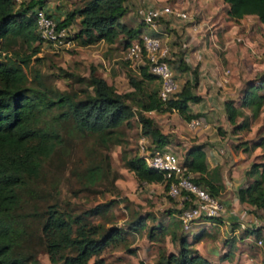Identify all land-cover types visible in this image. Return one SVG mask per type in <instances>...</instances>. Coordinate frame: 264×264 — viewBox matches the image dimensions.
<instances>
[{"label": "trees", "instance_id": "obj_1", "mask_svg": "<svg viewBox=\"0 0 264 264\" xmlns=\"http://www.w3.org/2000/svg\"><path fill=\"white\" fill-rule=\"evenodd\" d=\"M44 1L23 0L16 5L15 0H0V52L12 54L5 62L0 61V264L35 263L33 256L15 253L21 240H30L28 229L32 223L39 226L36 238L50 264H104L101 252L120 243L127 233L125 229L132 233L141 231L149 216L137 215L129 220L126 228L105 227L99 222H90V218L104 214L111 201L96 204L80 214H72L60 205L57 198L55 201L36 200L33 203L36 195L29 186L40 175L44 161L61 148L60 128L64 123L79 136L95 137L104 145L108 142L120 145L124 141L121 129L128 127L134 117L141 138L148 141V146L145 145L148 150L165 147L167 136L146 113L174 112L187 123L198 119L199 114L191 112L188 106L200 100L192 92L197 82L196 70L190 69L181 55L177 56L175 72L188 71L191 80L185 79L178 90L176 83V91L164 101L158 96L160 82L148 71L146 63L139 66L137 76L126 75L130 89L123 93H118L103 78L96 76L93 69L86 78L64 74L82 85L74 92L44 84L36 71L32 77L35 85L30 86L22 67L28 66L30 58L38 52L39 44L53 49L49 42L40 38L33 18L35 8L44 10ZM80 1L82 4L67 11L62 20L44 10L57 28L68 30L74 18H78V30L71 35L69 29L67 40H76L82 46L99 40L110 44L124 35L125 48L131 40H139V28L127 27L120 21L126 11L123 0ZM221 1L227 5L229 20L237 21L243 16L254 15L264 23V0ZM21 43L29 50L28 54L12 50ZM241 93L239 100L223 102L224 115L233 132L249 130L251 122L258 117L264 105V77L259 78L256 84L246 85ZM243 108L248 110V115L242 113L240 109ZM238 117H241L240 121H237ZM263 133L256 130L257 141L238 140L232 149L248 152L256 146L264 147ZM179 161L186 174L192 176L194 184L219 199L222 190L219 169H207L202 145L189 144ZM122 162L137 182L163 184V190L167 191L172 179L167 180L161 172L147 167L141 155H125ZM95 172L87 168L90 180ZM244 175L250 181L235 191V197L239 203L250 207L248 212L264 222V162L251 163ZM182 203V207L176 210L177 214L192 205L190 201ZM25 205L30 207V211ZM256 211H261L262 215ZM157 228L151 226L148 229L146 236L149 241H161L164 237V229L161 227L157 231ZM245 230L247 235L259 237L262 228L256 226ZM202 235H195L192 242H188L185 235L178 236L177 251L167 254L161 251L153 264H211L193 248ZM170 238L175 239L173 232ZM68 249H72L73 254H66ZM91 258L92 263L89 262Z\"/></svg>", "mask_w": 264, "mask_h": 264}, {"label": "rangeland", "instance_id": "obj_2", "mask_svg": "<svg viewBox=\"0 0 264 264\" xmlns=\"http://www.w3.org/2000/svg\"><path fill=\"white\" fill-rule=\"evenodd\" d=\"M18 3L19 0H15V4ZM81 4L80 0H45L43 8L48 14L52 16L55 14L58 20H62L67 11ZM123 5L126 11L120 18L122 23L127 27L139 28L138 38L143 34L157 36L161 44L167 48L166 60L172 67L177 90L183 81L181 78L183 73L175 72V60L179 55L183 57L184 54H188L190 41L195 36L209 48L207 53L210 57L213 55V59L221 63L222 75L228 80L232 79L235 82L238 78L243 82L256 84L259 78L264 77V34L263 38L259 39L262 41L256 40V36L262 35V28L258 27L255 29L256 33L251 32L241 37L239 33L246 31L240 32L235 26V21H232L234 24L232 28L236 32L232 31L231 36H224L223 28L226 26L224 22L229 19L225 14L227 5L221 0H123ZM141 6L157 8L168 6L175 10L179 9L178 11L186 14V18L165 16L158 19L152 28L142 23L137 15L136 10ZM49 9L57 13L50 12ZM213 16L217 17L214 19ZM253 19L250 17L246 20V28L256 24V19ZM69 29L71 35L78 30L77 17L74 18ZM124 39V35H120L113 43L107 44L99 40L87 46L71 40L68 47L58 51L39 44L38 52L30 58L28 66L22 69L30 86L35 85L32 77L36 71L44 84L68 92H74L82 85L76 83L73 77H65V73L86 78L93 69L96 76L103 78L118 93H123L130 89L126 75L137 76L139 66L143 65L142 60L127 57L126 48L123 46ZM136 40L133 39L130 43ZM225 42H229V45H225ZM12 50L22 54L29 53L22 43L20 46H14ZM11 55L10 52L6 54L0 52V61L5 62ZM35 57L38 59L35 60ZM225 70L228 72L223 73ZM233 82L229 84L232 85ZM155 84L158 85L157 82ZM240 86L234 87L232 91L228 89V94L236 95L238 98L243 88ZM236 96L233 100L237 101ZM240 110L243 114H249L245 108ZM171 114L146 113L154 120L160 132L167 136L166 148L180 160L185 149L193 141L192 133L188 130L187 122L178 115ZM240 118L238 117L237 121H240ZM69 126L67 123L61 125V148L44 161L40 175L33 185L29 186L36 195L33 196V203L36 200L55 201L57 198L66 210L72 214H80L96 204L111 201V206L104 214L90 218V222H99L105 227L126 228L129 220L137 215L149 216L141 231L132 233L125 229L127 233L120 243L110 245L101 252L100 257L104 264H153L161 251L165 254L177 251L178 236L185 235L190 242L192 235L199 231L203 233V237L193 245V248L202 256L206 257L204 255L206 254L211 258L212 264H264V225L261 226L263 230L260 231L259 237H255L253 234L247 235L246 225L241 229L238 224L233 223L229 226L237 227L238 230L232 235L228 228L223 227V217L227 214L221 210L219 216L213 218L211 222L214 226L192 225L188 232H183L176 212L181 207L179 199L170 197L167 191L163 190V184L139 183L135 180L132 173L125 168L122 157L139 154L138 142L142 136L136 118L130 119L128 127H122L124 141L120 145L109 142L104 145L95 137L79 136ZM250 126L249 130L238 132L241 137L237 140L257 141L259 136L256 130H259V134L264 132V105ZM147 142L145 139L146 146H148ZM87 168L97 171L92 175L91 180ZM25 200L28 198L25 197ZM25 208L30 211L27 205ZM256 213L262 215L261 211ZM211 219L203 221L209 222ZM151 226L164 229L165 235L161 241L151 242L147 239L146 234ZM38 229V224L30 225L28 229V232H31L30 240H21L15 253L19 256L20 254L33 256L34 264H50L48 255L37 241ZM171 232L175 235L174 240L170 238ZM245 237L248 238L243 239ZM258 240H260L259 244ZM211 247L216 249L217 257L208 256L207 251ZM66 254H73V250L68 249ZM89 262L92 263V258Z\"/></svg>", "mask_w": 264, "mask_h": 264}, {"label": "crops", "instance_id": "obj_3", "mask_svg": "<svg viewBox=\"0 0 264 264\" xmlns=\"http://www.w3.org/2000/svg\"><path fill=\"white\" fill-rule=\"evenodd\" d=\"M49 11L53 12L50 9ZM53 13H57V11ZM53 16L57 18V15L54 14ZM216 17L213 16L214 19ZM250 17L256 19V24L249 25L248 28H246V20H248ZM224 23H226V26L223 28L224 36L228 37V35L231 36L232 31L236 32L232 28L234 25L232 20H228ZM235 26L240 29V32H243V30L246 31V33H239L240 36L242 35L241 37H245L247 34H251V32L256 33L255 29L258 27L262 28V35L256 36V40L262 41L259 39L263 38L264 23H260L254 15L243 16L241 19L235 21ZM229 27L230 29H228ZM197 39V36L191 39V44L187 51L188 54L183 55L184 61L189 66V68L196 70L197 82L192 92L200 97L198 102L189 103L188 105L191 112L199 114V119L202 123L200 128L197 130L193 131L187 128L189 132L192 133L193 141H191L190 145H202L207 169L210 170L214 167H218L219 169V175L222 183V190L219 200L223 205V211H225L227 214V216L223 217V227L228 228L229 231H231V228L233 227L229 225L235 223L238 224L239 228L241 229L244 228V225H246L247 228H256V226L264 225L263 221L259 218H255L253 214L248 212L250 209L249 206L238 202L235 197V191L238 188L245 186L247 180L250 181V178H247L244 175V172L248 169L250 164L253 162H264V147L256 146L248 152H243L241 150L234 151L232 146L236 144L238 141L237 139L241 137L238 132H244L246 130L233 132L232 127L228 124L223 111V102L227 99H235L234 97L236 96H230L228 94V89L232 91L234 87L241 85L243 86L241 90L242 92L246 85H251L253 83L248 81L243 82L242 80H238V78L237 80L235 79L236 81L234 80L235 82H233L232 79L228 80L227 77L222 75L221 63H219V61L216 59H213V55L210 57V55L207 53L209 48H207V46H205L201 40ZM225 45H229V42H225ZM227 59L229 60L228 57ZM227 72L228 70H225L223 73ZM181 78L183 79L182 83L185 79L191 80V74L188 71L184 72ZM226 80L231 82H227ZM232 82L233 84L230 85L229 83ZM225 89H227V91H225ZM241 92L240 94H242ZM240 97L241 95L238 96V98L236 96L237 100H239ZM172 114L176 113L172 112ZM249 128H251V126H249ZM212 220L213 219H211L209 222L201 220L195 225H198L199 227H207L208 225L212 226ZM237 230V227L233 228L230 233L234 235L237 233ZM198 234H201V232H195L194 235H192L190 242H192L193 237ZM246 238L248 237L243 239ZM215 250L216 249H214V247H211L207 251L208 256L214 255V257H217ZM204 255L206 257L202 255L201 256L211 263V258L207 257L206 254ZM224 259L226 260V256Z\"/></svg>", "mask_w": 264, "mask_h": 264}, {"label": "built area", "instance_id": "obj_4", "mask_svg": "<svg viewBox=\"0 0 264 264\" xmlns=\"http://www.w3.org/2000/svg\"><path fill=\"white\" fill-rule=\"evenodd\" d=\"M23 1V0H19ZM142 23L154 27L158 19L170 16L185 19L186 14L172 9L168 6L148 7L141 6L136 10ZM33 18L37 32L44 41L49 42L53 50H61L70 44L67 40L68 30L57 28L56 23L49 18L43 9L35 8ZM128 58H138L146 63L148 71L155 75L159 82V99L164 101L169 95L176 91V81L173 71L166 60L167 48L164 47L160 39L154 35L143 34L139 40L133 41L126 48ZM201 120L191 119L187 126L190 130H197L201 126ZM138 145L139 155L143 158L145 165L163 174V177L172 179L167 188L170 197H177L181 207L183 201H190L191 206L182 209L177 215V219L183 232H188L192 225L198 221L213 219L223 211V205L219 199L212 197L203 188L198 187L191 180V175L186 174L178 157L166 147L148 150L145 146L144 138H140ZM260 243V240L257 242Z\"/></svg>", "mask_w": 264, "mask_h": 264}]
</instances>
